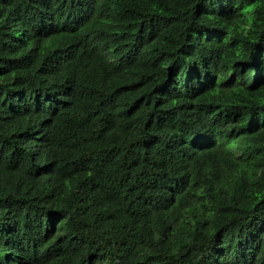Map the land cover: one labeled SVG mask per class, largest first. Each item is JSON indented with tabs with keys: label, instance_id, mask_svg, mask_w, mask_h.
I'll return each instance as SVG.
<instances>
[{
	"label": "trees",
	"instance_id": "obj_1",
	"mask_svg": "<svg viewBox=\"0 0 264 264\" xmlns=\"http://www.w3.org/2000/svg\"><path fill=\"white\" fill-rule=\"evenodd\" d=\"M0 264H264V0H0Z\"/></svg>",
	"mask_w": 264,
	"mask_h": 264
}]
</instances>
